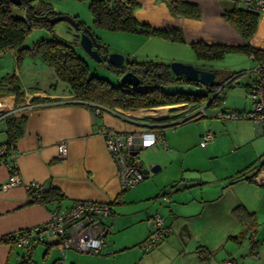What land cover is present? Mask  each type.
I'll return each mask as SVG.
<instances>
[{
  "label": "crops",
  "instance_id": "0c3cea01",
  "mask_svg": "<svg viewBox=\"0 0 264 264\" xmlns=\"http://www.w3.org/2000/svg\"><path fill=\"white\" fill-rule=\"evenodd\" d=\"M37 1L33 0L32 4ZM45 1L52 4V1L57 0ZM136 1L138 4L133 14L139 22L156 28L180 29L184 38L180 44L190 46L199 40L230 45L243 43L239 33L222 15L221 0H188L199 5L201 13L198 18L173 14L165 0ZM52 7L57 11L53 4ZM260 14L264 19V12ZM61 28L69 34V41L76 42L74 28L67 25ZM39 29L42 28L35 31ZM90 29L98 37L94 29ZM140 36H143L140 37L143 38L142 44L156 40V37L160 42L169 45L174 43L159 36ZM138 48L131 51L135 53ZM123 49L119 48L118 51L121 53L128 50ZM17 55V49L0 52V78L9 73L14 74L24 91V100L19 104H15L14 95L0 93V145L6 140L4 117L8 113L26 116L24 133L15 143L14 164L20 183L6 189L0 187V238L17 229L42 223L55 206L67 207L83 199L110 202L112 205L117 200L121 190L115 164L99 131L101 127L125 132L162 126L163 141L145 149L149 150L157 148L159 144H166L169 137H164V128L188 118L180 117L182 111L197 112L202 107L179 103L129 110L117 108L121 110L119 114L104 110L97 116L90 107L73 99L69 87L63 85L64 82L42 62L38 54L25 53L19 60ZM148 55V52L142 54L143 57ZM172 59L209 69L214 72V80L219 81L214 68L202 66V61L197 60L194 53L187 59ZM195 90L200 89L196 87ZM32 96L48 97L50 100L30 103ZM238 120H226L222 124L211 121L207 130L213 135L208 146L218 147L219 152L207 148L205 151L208 153H204L218 160L228 170L213 174L212 178H197L196 183L188 182V177L171 180L169 183H160L156 177L149 181L159 191L158 195L163 196L162 199L167 202L166 216H162L166 235L153 248L144 250L141 257L143 264H264V166H260L264 163V136L258 134L252 120ZM203 134L202 131L199 133L201 139ZM62 140L66 142L64 158L58 156L57 148L58 142ZM200 146L206 148L207 144ZM147 157L152 161L149 154ZM165 166L161 164L159 170ZM242 169L244 176L236 178ZM188 170L201 171L197 166L188 167ZM9 173L7 166L0 163V184L7 180ZM31 181L39 183L43 189H59L63 193L62 199L49 205L32 201V195L24 187ZM194 185L199 186V195L197 192V195H192ZM238 206L254 212L258 221L257 230L252 236V241L256 240L253 246L251 240L237 243L233 239V236L244 230V226L233 214V209ZM169 216L172 220L167 221ZM183 223L186 228L182 227ZM171 229L178 233L181 230V236L170 235ZM107 230L109 233L108 225ZM40 245L43 246L40 250L43 264H55L58 259H51L49 254L53 250L60 254V251L55 239L51 238L28 248L0 241V264H29ZM198 245L214 251L209 260L198 258ZM26 257L29 261L21 262ZM65 257L66 252L59 258L62 264Z\"/></svg>",
  "mask_w": 264,
  "mask_h": 264
},
{
  "label": "trees",
  "instance_id": "16d2710c",
  "mask_svg": "<svg viewBox=\"0 0 264 264\" xmlns=\"http://www.w3.org/2000/svg\"><path fill=\"white\" fill-rule=\"evenodd\" d=\"M32 1L20 0L19 4H13L10 0H0V52L17 49L18 60L25 53L38 54L42 62L53 70L56 77L68 85L76 102L90 107L94 113L96 105L102 108L99 113H96L97 116L104 110L114 108L129 110L179 103H191L194 107L202 106L204 108L210 105H218L222 100L221 96H219L220 91L225 87L238 83L237 77L240 72H232L227 78L219 81L214 80L212 84L204 86L198 82L188 80L183 75H174L171 71L170 63L160 60H127L120 66L113 65L106 59L100 61L106 64V68L117 77L130 70L139 78V82L136 85L124 84L120 80L117 83H112L107 78L90 72L88 64L75 49L77 42L53 36L51 38H39L31 44L27 43L26 40L34 29L42 28L49 33H53L54 27L59 21L52 22L51 18L61 14V12L55 11L52 4L48 1L38 0L35 4H32ZM165 1L175 15L191 18L200 16V7L196 2L188 0ZM221 1L223 7L222 15L236 29L243 39V43L230 45L208 43L203 40L192 42L190 46L196 59L201 61L215 60L224 57L227 53L238 51L247 55L252 54L255 59H264V49L255 47L250 43V38L257 26L258 13L242 8L234 1L232 3ZM137 4L136 0H88V7L95 27L111 31L139 33L147 36L154 35L174 42L184 41L180 29L172 27L156 28L139 22L133 14ZM13 7L20 11L19 15L13 13ZM76 22L79 25V31L84 27L90 29L83 21L76 20ZM75 31L77 30L75 29ZM94 37L99 42V53L106 56L109 53L108 48L98 37L95 35ZM249 78L246 83H243L246 90L249 85ZM174 82L189 83L200 90L196 92L166 90V87ZM0 93L14 95L15 104H19L24 100V91L17 76L12 73L0 78ZM48 100H50L48 97L32 96L29 102L38 103ZM236 111L245 112L247 110ZM4 120L6 124V140L0 145L5 146L1 157L11 160L13 159L11 155L16 153L15 143L24 133L26 116L8 113ZM260 166H264V163ZM242 172L243 169L238 171L235 177L244 176V172ZM122 191L120 194H122ZM29 192L32 195V191ZM62 197L63 193L57 188L49 187L43 189L41 187L39 200H35L32 196L31 199L32 201L49 205L59 202ZM119 197L120 195H118L117 199ZM58 207L55 206L53 208ZM233 214L244 226L243 232L233 236V239L237 243H241L245 239L252 241L253 233L256 232L258 227L254 212L248 211L243 206H238L233 209ZM0 241L14 244L12 234L1 237ZM255 243L256 240H253L251 245L253 246ZM196 253L200 260L207 261L214 254V251L209 250L204 245H198ZM28 261L29 258L26 257L21 262Z\"/></svg>",
  "mask_w": 264,
  "mask_h": 264
},
{
  "label": "rangeland",
  "instance_id": "374dc122",
  "mask_svg": "<svg viewBox=\"0 0 264 264\" xmlns=\"http://www.w3.org/2000/svg\"><path fill=\"white\" fill-rule=\"evenodd\" d=\"M224 1L232 3L231 0ZM52 2L56 10L62 12L61 14H66L74 17L76 20L83 21L87 26L94 29L99 40L106 45L109 52L120 53L118 50L123 47L124 49H128H123L124 51L120 53L124 56L125 61L142 60L145 58L171 63L172 61H181L172 58L187 59L193 56L191 46L180 44V42H174L169 45L160 42L157 40L159 38L156 37V40H150V42L142 44L143 38L140 37L143 36L140 35L143 34L111 31L105 28L95 27L92 14L88 7V0H57ZM12 10L14 14L19 15L20 11L17 8L13 7ZM64 25L72 28L67 21H59L53 33H49L44 29L36 31L34 29L26 41L31 44L32 40L36 41L39 38H51L53 36H63L67 40H71L69 34L61 28ZM76 42L75 49L86 61L91 73L107 78L112 83H117L120 80L119 77L106 68V64L91 58L78 44V38ZM250 43L255 47L264 49V19H262L261 14L258 15L257 26L250 38ZM140 44H142V47H139ZM134 48H138L135 53L131 51ZM145 52H148V57L142 56ZM254 65L255 61L249 55L239 51L227 53L219 59L202 61V66L214 68L217 72L218 80L227 78L232 72H240V75L237 77L238 83L225 87L220 91L219 96H221L222 100L218 105L205 107V116H200L199 112L192 110L182 111L183 113L181 112L180 117H188V119L185 122L181 121L182 123L178 122L177 124L164 128V137H169L165 145L159 144L157 148L143 150L139 153L143 164L149 169V176L136 185L123 190L120 197L112 203L111 214L103 219L109 227V233L107 235L106 245L101 253L91 254L67 250L66 257L63 260L64 264H143L141 260L142 254L144 253L142 243L151 230L147 216L158 212L161 216L165 217V211L167 210V202H164L165 199H162L163 196L158 195L159 191L152 184H149V181L152 177H156L160 183H169L171 180H181V178L188 177V182L196 183L198 182L197 178L200 179L202 177L203 180L209 177L212 178L213 174L228 170V168H223L218 160L216 161L215 158H211L204 153H208V151H205L207 148L215 152H219V149H217L218 147H214V145L208 146L210 144H208L209 141L206 143L207 147L202 148L200 146L201 136H199V133L201 131L205 133L210 128L209 123L211 121L219 124L225 123L217 117L220 111H242L252 107L251 100L248 97L243 83L249 78V70ZM63 85L68 87L65 83ZM195 88L196 86L189 83L174 82L169 84L166 90L196 92ZM197 117L198 119L196 120L195 118ZM241 120H247V118H242L238 121ZM147 154H149V158L152 161L148 159ZM154 164H165L166 166L162 167L159 171L152 172L150 167ZM193 166H197L201 171L188 170V167ZM193 189L192 195H197L196 192L198 195L200 194L199 186L194 185ZM204 192L208 194L206 191ZM168 220H172V217H167ZM177 234L178 231H172L171 229L170 235L179 237ZM51 240H54V238H51ZM38 248L29 264H43L42 254H40L43 246L40 245ZM49 257L51 259L61 258L59 252L56 250H53L49 254Z\"/></svg>",
  "mask_w": 264,
  "mask_h": 264
},
{
  "label": "built area",
  "instance_id": "2783aa9c",
  "mask_svg": "<svg viewBox=\"0 0 264 264\" xmlns=\"http://www.w3.org/2000/svg\"><path fill=\"white\" fill-rule=\"evenodd\" d=\"M238 6L257 13L264 12V0H231ZM255 61L254 67L249 70L250 78L247 88L248 97L251 100L252 107L245 112L220 111L217 117L223 121L247 118L256 125L258 134H264V59H255L252 54L249 55ZM102 109L99 105L95 107V113ZM107 111L119 114L121 110L107 109ZM197 112L200 116H205L204 107ZM162 126L147 128L136 131H116L113 128L101 127L102 134L107 151L111 156L116 169V176L119 181L120 190L128 189L149 176V169L143 164L139 153L163 141ZM213 138L210 131L202 135L200 145H205ZM58 156H66V142L59 141L57 144ZM5 146H0V163L7 166L10 173L6 181L0 184L2 189L14 186L20 183L19 174L14 164L16 153H13V159L8 160L1 157ZM27 191H32V197L39 200L41 195V186L35 181L24 185ZM111 214L110 202H98L94 200H76L67 207L52 208L49 211L48 218L42 223L17 229L12 233L14 244L19 247H30L37 243H44L49 238H54L60 251L61 257L67 250L86 252L92 254L101 253L106 245V236L108 233L107 224L103 219ZM148 223L150 233L143 241V249L150 250L157 245L166 235V229L163 217L154 212L149 215ZM225 262L224 264H227ZM55 264H62L57 260Z\"/></svg>",
  "mask_w": 264,
  "mask_h": 264
},
{
  "label": "water",
  "instance_id": "95a60500",
  "mask_svg": "<svg viewBox=\"0 0 264 264\" xmlns=\"http://www.w3.org/2000/svg\"><path fill=\"white\" fill-rule=\"evenodd\" d=\"M10 1L13 4L20 3V0ZM51 21H67L72 28L76 29L78 32H75V36L76 39L78 38V44L94 60L99 62L106 59L109 63L116 66L123 65L126 62L124 56L118 52H109L106 56L100 54L98 51L99 42L96 41L92 31L87 27H84L79 31V25L73 17L66 14H58L51 18ZM170 68L174 75H183L188 80L198 82L204 86L210 85L214 82V72L209 69L198 68L190 63H184L181 61H172L170 63ZM119 78L120 82L124 84L136 85L139 82V78L130 70L125 71ZM159 168L160 165L155 164L150 167V170L156 172ZM182 227L186 228V224ZM181 232L182 231L180 230L178 233L180 236Z\"/></svg>",
  "mask_w": 264,
  "mask_h": 264
}]
</instances>
